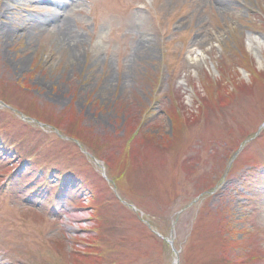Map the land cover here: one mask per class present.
Masks as SVG:
<instances>
[{"label": "rangeland", "instance_id": "rangeland-1", "mask_svg": "<svg viewBox=\"0 0 264 264\" xmlns=\"http://www.w3.org/2000/svg\"><path fill=\"white\" fill-rule=\"evenodd\" d=\"M176 259L264 264V0H0V263Z\"/></svg>", "mask_w": 264, "mask_h": 264}, {"label": "bare ground", "instance_id": "bare-ground-1", "mask_svg": "<svg viewBox=\"0 0 264 264\" xmlns=\"http://www.w3.org/2000/svg\"><path fill=\"white\" fill-rule=\"evenodd\" d=\"M68 20L67 17L60 16L56 21L57 24L55 30L57 31L58 39L63 46L68 48L77 47L84 42V38L79 33L75 32ZM40 27H43V23ZM45 29L46 28H44V30Z\"/></svg>", "mask_w": 264, "mask_h": 264}, {"label": "water", "instance_id": "water-1", "mask_svg": "<svg viewBox=\"0 0 264 264\" xmlns=\"http://www.w3.org/2000/svg\"><path fill=\"white\" fill-rule=\"evenodd\" d=\"M168 242L172 245V243H173V240L171 239V240H168ZM177 253V252H176ZM174 264H178V259H176L175 260V263Z\"/></svg>", "mask_w": 264, "mask_h": 264}, {"label": "trees", "instance_id": "trees-1", "mask_svg": "<svg viewBox=\"0 0 264 264\" xmlns=\"http://www.w3.org/2000/svg\"><path fill=\"white\" fill-rule=\"evenodd\" d=\"M69 132L71 133V129L69 130Z\"/></svg>", "mask_w": 264, "mask_h": 264}]
</instances>
